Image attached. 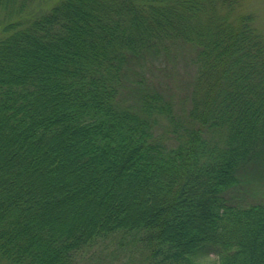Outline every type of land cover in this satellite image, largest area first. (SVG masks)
<instances>
[{
	"label": "trees",
	"instance_id": "obj_1",
	"mask_svg": "<svg viewBox=\"0 0 264 264\" xmlns=\"http://www.w3.org/2000/svg\"><path fill=\"white\" fill-rule=\"evenodd\" d=\"M0 0V264H264V199L229 189L264 156V33L240 0ZM193 48L187 116L129 63ZM186 120V121H185ZM171 124L172 137L157 132Z\"/></svg>",
	"mask_w": 264,
	"mask_h": 264
},
{
	"label": "rangeland",
	"instance_id": "obj_2",
	"mask_svg": "<svg viewBox=\"0 0 264 264\" xmlns=\"http://www.w3.org/2000/svg\"><path fill=\"white\" fill-rule=\"evenodd\" d=\"M55 1L33 0L25 12L44 11ZM235 9L236 12H252L255 25L264 33V0H240ZM193 54L191 46L176 44L156 55L147 54L133 59L123 80L124 97L128 98V93L135 96V78L141 77L146 88L159 91L173 102L176 119L180 121L182 115L187 116L190 106L188 92L195 72ZM157 132L163 138L169 137L172 143L176 141L172 137L171 124L162 123L157 127ZM229 195L240 203L264 199V156L252 160L241 170L240 181L229 189ZM85 254V264H141L142 256L145 255L135 249L130 250L129 243L120 245L117 238H111ZM200 261L204 264H218L217 256L212 253L202 257Z\"/></svg>",
	"mask_w": 264,
	"mask_h": 264
}]
</instances>
